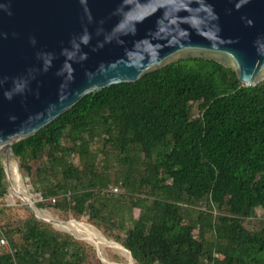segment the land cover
Masks as SVG:
<instances>
[{
    "label": "trees",
    "instance_id": "obj_1",
    "mask_svg": "<svg viewBox=\"0 0 264 264\" xmlns=\"http://www.w3.org/2000/svg\"><path fill=\"white\" fill-rule=\"evenodd\" d=\"M12 150L39 208L86 218L134 264H264V81L179 61L84 97ZM6 196L0 159V264H103Z\"/></svg>",
    "mask_w": 264,
    "mask_h": 264
},
{
    "label": "water",
    "instance_id": "obj_2",
    "mask_svg": "<svg viewBox=\"0 0 264 264\" xmlns=\"http://www.w3.org/2000/svg\"><path fill=\"white\" fill-rule=\"evenodd\" d=\"M185 60L214 62L246 87L263 82L264 0H0L4 173L12 159L22 180L13 145L84 97Z\"/></svg>",
    "mask_w": 264,
    "mask_h": 264
},
{
    "label": "bare ground",
    "instance_id": "obj_3",
    "mask_svg": "<svg viewBox=\"0 0 264 264\" xmlns=\"http://www.w3.org/2000/svg\"><path fill=\"white\" fill-rule=\"evenodd\" d=\"M245 84H248V83L245 82ZM3 151H4V148L1 146L0 155H2ZM6 168H7L8 174L10 175L9 179L11 177L10 180L14 181L17 194H19V196L29 206V208L33 210V212L39 219L44 220V221H49L53 224L55 228L62 230V231H67L73 234L75 237L81 238L87 243L89 242L91 245H94L95 247L98 248L100 252V256H101L102 248H110L116 251L119 255H121L126 260V264H134V262L129 259L127 252L124 251L121 246H119L116 243H111V242L106 241V239H104V237L92 226H89L86 223H79V222L76 223L73 220L69 221L68 223H63V222H60V220H58L57 218H55L53 215H51L49 212L45 210L44 211L38 210V208L35 206L36 201L33 200L34 196L30 194L29 190L24 185L21 178L16 177L14 173L15 163L8 162V165ZM87 228L93 237L92 240L89 239L87 236L82 235L84 233L83 232L84 229L86 230ZM96 238H99V241L101 242L96 240Z\"/></svg>",
    "mask_w": 264,
    "mask_h": 264
},
{
    "label": "rangeland",
    "instance_id": "obj_4",
    "mask_svg": "<svg viewBox=\"0 0 264 264\" xmlns=\"http://www.w3.org/2000/svg\"><path fill=\"white\" fill-rule=\"evenodd\" d=\"M0 159L2 160V156L0 155ZM9 162L10 163H15L14 162V160H12V159H9ZM16 163H17V166H18V162H17V160H16ZM18 171H19V168H18ZM20 173V172H19ZM9 174H8V172H7V176H6V174H5V183H6V186H7V196H6V198H5V203H6V205H8V207H10V208H12V209H19L20 210V215L22 216V217H25L26 216V214H22L23 213V211H22V209H23V207H25L31 214H32V212L24 205V202L23 201H20V200H18L16 197H14L12 194H17V192H16V187H15V184H14V181H12V180H10L11 179V177H10V179H9ZM22 177V176H21ZM22 181H23V183H24V185L26 186V187H28V190H29V192H30V194L31 195H33L34 196V200L36 201V204L37 203H40L42 200H41V197H40V195L39 194H37V193H33L32 192V189H31V186H30V183H29V180L27 179V178H24V177H22ZM43 210H45V211H47V212H49L51 215H53L52 214V212H50V210H47V209H43ZM33 215V214H32ZM39 216V215H38ZM55 218H57L58 220H60L57 216H55V215H53ZM40 217V216H39ZM67 217V221H70V220H74L73 218H72V216L71 215H67L66 216ZM42 218V217H41ZM264 219V210H257L256 211V218L254 219V223L255 224H259V222L261 221V220H263ZM60 221H63V220H60ZM67 221H63V222H67ZM75 221V220H74ZM79 222H83V223H86V218H83V219H81ZM87 224V223H86ZM87 225H89V224H87ZM89 226H91V225H89ZM93 227V226H92ZM94 228V227H93ZM98 231V230H97ZM84 233L82 234V235H85V236H87L89 239H91L92 240V235H91V233L89 232V230H88V228L85 230L84 229V231H83ZM99 232V231H98ZM90 233V234H89ZM100 233V232H99ZM105 239V238H104ZM97 240V239H96ZM107 240V239H106ZM82 241V240H81ZM107 241H109V240H107ZM82 242H85L86 244H88V245H90V246H92L90 243H87L86 241H82ZM101 242V241H100ZM112 242V241H111ZM93 247V246H92ZM94 248V247H93ZM97 254V253H96ZM98 257V256H97ZM101 258H103L108 264H126V260L121 256V255H119L116 251H114V250H112V249H110V248H102V251H101V256H100Z\"/></svg>",
    "mask_w": 264,
    "mask_h": 264
},
{
    "label": "built area",
    "instance_id": "obj_5",
    "mask_svg": "<svg viewBox=\"0 0 264 264\" xmlns=\"http://www.w3.org/2000/svg\"><path fill=\"white\" fill-rule=\"evenodd\" d=\"M113 191H116V189H114ZM8 206V205H5ZM10 248H9V244L7 242V240L3 237H0V254L3 252H9Z\"/></svg>",
    "mask_w": 264,
    "mask_h": 264
}]
</instances>
